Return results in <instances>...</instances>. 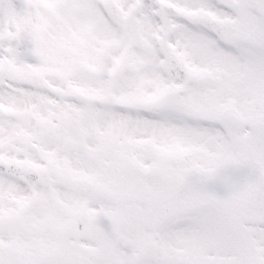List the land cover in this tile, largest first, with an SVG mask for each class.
Masks as SVG:
<instances>
[{
    "label": "snow or ice",
    "instance_id": "obj_1",
    "mask_svg": "<svg viewBox=\"0 0 264 264\" xmlns=\"http://www.w3.org/2000/svg\"><path fill=\"white\" fill-rule=\"evenodd\" d=\"M0 264H264V0H0Z\"/></svg>",
    "mask_w": 264,
    "mask_h": 264
}]
</instances>
